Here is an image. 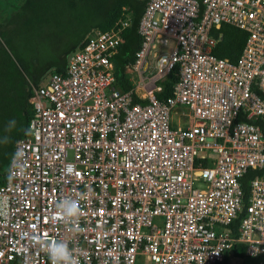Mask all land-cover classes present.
Wrapping results in <instances>:
<instances>
[{
    "label": "built area",
    "instance_id": "1",
    "mask_svg": "<svg viewBox=\"0 0 264 264\" xmlns=\"http://www.w3.org/2000/svg\"><path fill=\"white\" fill-rule=\"evenodd\" d=\"M130 22L92 29L65 71L32 83L0 183V264H218L236 243L264 257V174L247 203L242 184L264 169V0H147L123 90ZM223 24L248 32L235 61L213 52ZM57 246L68 255L50 260Z\"/></svg>",
    "mask_w": 264,
    "mask_h": 264
},
{
    "label": "trees",
    "instance_id": "2",
    "mask_svg": "<svg viewBox=\"0 0 264 264\" xmlns=\"http://www.w3.org/2000/svg\"><path fill=\"white\" fill-rule=\"evenodd\" d=\"M146 4L147 0H0V183L5 182L16 142L26 135L33 115L32 83L39 84L51 69L65 71L69 55L84 45L92 29H110L126 15L131 22L114 60L116 84L123 90L132 87L127 66L135 61L142 45L138 27ZM213 34L222 35L213 52L237 60L248 32L223 24ZM177 80L178 67L161 82L157 97L165 99L172 94ZM263 174L264 169L249 170L244 176L245 203L251 179ZM243 216L241 213L232 224L236 236ZM245 250L244 244L236 243L218 264H229L232 257L244 258L249 264L254 258H247Z\"/></svg>",
    "mask_w": 264,
    "mask_h": 264
},
{
    "label": "rangeland",
    "instance_id": "3",
    "mask_svg": "<svg viewBox=\"0 0 264 264\" xmlns=\"http://www.w3.org/2000/svg\"><path fill=\"white\" fill-rule=\"evenodd\" d=\"M50 71H48L46 74L48 75L50 73ZM46 74L44 76H42V79L46 76ZM177 110L181 111V108H177ZM174 125H177L175 121H174ZM245 263H246V261L244 260V258L233 257V258H231L229 264H245ZM249 263H252V264H264V257L251 259V261Z\"/></svg>",
    "mask_w": 264,
    "mask_h": 264
},
{
    "label": "clouds",
    "instance_id": "4",
    "mask_svg": "<svg viewBox=\"0 0 264 264\" xmlns=\"http://www.w3.org/2000/svg\"><path fill=\"white\" fill-rule=\"evenodd\" d=\"M68 255L67 248L64 246H57L49 252V258L52 259L53 256L58 258H65Z\"/></svg>",
    "mask_w": 264,
    "mask_h": 264
}]
</instances>
